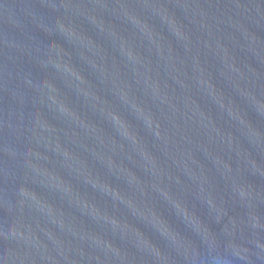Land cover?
<instances>
[{
	"label": "water",
	"instance_id": "obj_1",
	"mask_svg": "<svg viewBox=\"0 0 264 264\" xmlns=\"http://www.w3.org/2000/svg\"><path fill=\"white\" fill-rule=\"evenodd\" d=\"M0 264H264V0H0Z\"/></svg>",
	"mask_w": 264,
	"mask_h": 264
}]
</instances>
